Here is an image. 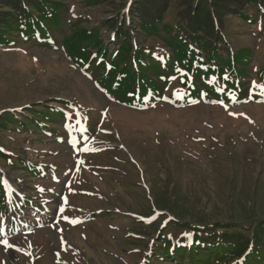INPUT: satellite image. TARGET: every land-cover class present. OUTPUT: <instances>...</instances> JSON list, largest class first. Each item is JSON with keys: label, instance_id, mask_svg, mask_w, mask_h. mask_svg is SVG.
<instances>
[{"label": "rangeland", "instance_id": "1", "mask_svg": "<svg viewBox=\"0 0 264 264\" xmlns=\"http://www.w3.org/2000/svg\"><path fill=\"white\" fill-rule=\"evenodd\" d=\"M52 1L67 6L57 47L34 39L0 46V117L18 124L0 129L10 198V212H0V264H174L168 253L213 244L219 228L256 239L264 223V95L253 82L264 85V12L242 6L241 17L225 6L214 18L227 47L250 49L238 79L245 85L227 86L217 74L190 90L178 78L161 81L159 99L140 106L119 100L88 52L80 66L62 47L69 23L78 22L100 25L113 51L120 45L108 25L127 15L133 45L169 54L164 41L138 33L135 0ZM186 1L158 0L162 23L186 15ZM64 103L69 113L47 131L20 126L42 120L37 108ZM39 188L50 196L44 210L17 206Z\"/></svg>", "mask_w": 264, "mask_h": 264}, {"label": "trees", "instance_id": "2", "mask_svg": "<svg viewBox=\"0 0 264 264\" xmlns=\"http://www.w3.org/2000/svg\"><path fill=\"white\" fill-rule=\"evenodd\" d=\"M227 1L187 0L185 3L190 4L186 6V15L173 25L162 23L164 9L156 3L158 0H135L136 5L131 12L134 19H137L135 26L138 33L164 41L163 49L169 54L154 51L153 47L133 45L135 28L127 25V15L121 21L115 16L114 21L108 25L116 33L114 42L120 45L113 51L106 45L100 25L81 27L78 22L69 23V32L64 33L62 47L68 59L77 65H84V57L88 52L90 64L95 62L97 67L104 66L102 72L105 80L116 84L114 92L125 104L148 106L149 102L159 99L161 81L177 78L183 86L191 89L199 88L210 75L217 74L225 85L242 87L245 81L238 79L246 77L247 65L244 64L249 61L250 49L233 52L227 47L223 29L217 27L214 18L219 16L221 8L225 6L233 7L234 13L241 17H246L242 6L254 5L257 10L264 12V0H231L232 5H228ZM65 8L67 6L62 2L52 0H0V46H14L18 39H34L42 47H57L55 36L62 29ZM86 23L92 25L88 21ZM238 65H241L240 69L236 67ZM166 71L171 72V75ZM130 97L133 101L129 100ZM67 107L65 103L55 107L41 106L35 111L36 116L42 120L36 118L32 123L24 121L20 126L24 130L32 127L40 133L47 131L49 124L66 117L64 111L68 110ZM13 126L18 124L12 116L6 114L0 117V129L8 131ZM8 160L14 162L9 157ZM18 163L22 165V159L19 158ZM29 167L36 168L31 165ZM2 183L0 174L1 210L5 208ZM45 199L39 200L38 207L42 208ZM219 230L221 228L211 235L213 244L178 250L174 255L168 253L166 257L174 264H222L226 258H229L227 264H239L238 259L245 256L244 264H264V223L259 224L256 239H251L255 243L253 248L245 232L229 233L225 230L220 233ZM250 249L251 252L247 253Z\"/></svg>", "mask_w": 264, "mask_h": 264}, {"label": "snow or ice", "instance_id": "3", "mask_svg": "<svg viewBox=\"0 0 264 264\" xmlns=\"http://www.w3.org/2000/svg\"><path fill=\"white\" fill-rule=\"evenodd\" d=\"M225 78H227V77H225ZM256 87H260V89H261V94L264 95V85L257 86V85L255 84V82H253V88L255 89ZM233 115H243V114L241 113V114H233ZM5 244H7L6 241H5Z\"/></svg>", "mask_w": 264, "mask_h": 264}]
</instances>
